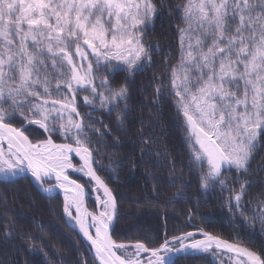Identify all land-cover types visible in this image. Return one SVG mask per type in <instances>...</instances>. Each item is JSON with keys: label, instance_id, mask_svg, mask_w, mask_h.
<instances>
[{"label": "snow or ice", "instance_id": "obj_1", "mask_svg": "<svg viewBox=\"0 0 264 264\" xmlns=\"http://www.w3.org/2000/svg\"><path fill=\"white\" fill-rule=\"evenodd\" d=\"M176 7L185 24L177 28L179 59L167 84L155 86L153 102L173 99L200 189L232 193L221 207L254 227L242 201L249 185L264 183L247 175L264 173V165L250 168L264 148V0H185ZM157 12L154 0H0V177L30 173L49 199L59 190L66 223L94 249L98 264H176L181 255L224 252L234 264H264V250L199 226L151 242L112 237L117 201L94 167L90 133L112 135L103 115L114 112L116 130H124L126 81L151 60L153 45L143 37ZM26 126L38 127L44 138L33 140ZM226 171L237 175L225 177ZM70 172L87 177L91 189ZM90 190L97 194L95 210L87 204ZM254 203L251 221L264 231V200Z\"/></svg>", "mask_w": 264, "mask_h": 264}, {"label": "trees", "instance_id": "obj_2", "mask_svg": "<svg viewBox=\"0 0 264 264\" xmlns=\"http://www.w3.org/2000/svg\"><path fill=\"white\" fill-rule=\"evenodd\" d=\"M154 2L158 12L143 37L146 45H153L151 60H145L141 70L126 81L129 111L124 130H116L114 112L112 116L103 115L104 123L112 128V135L99 138L90 133L94 159L98 162L94 167L105 178L117 201L118 214L112 237L117 242L134 243L145 238L151 242L161 239L165 233L176 235L194 231V226H199L260 253L264 250V231L258 221H251V216L256 208L254 201L264 200V183L249 185L242 201L246 205L245 216L254 227L238 212L230 215L221 205L232 193L221 192L219 187L210 191L199 187L197 172L189 165L186 131L173 99L161 97L153 102L155 86L161 82L167 84L170 66L178 62L177 28L185 26L182 10L176 7L185 0ZM122 79L123 74H118L113 85L118 87ZM26 127V134L33 140L44 138L38 127ZM74 163L78 164L79 160L74 158ZM261 165H264V148L255 153L250 168ZM70 175L91 189L86 177L73 172ZM236 175L234 171L224 173L225 177ZM247 175L254 181L264 180V173L250 170ZM227 183L239 188L234 179ZM177 192H182L183 196L176 197ZM249 200L253 203L249 204ZM87 204L90 210H95V200L88 198ZM62 205L59 194L49 199L28 176L9 181L0 179V264H97L83 237L66 223ZM190 212L196 213L191 219ZM229 256L225 252L182 255L176 259V264H230Z\"/></svg>", "mask_w": 264, "mask_h": 264}, {"label": "water", "instance_id": "obj_3", "mask_svg": "<svg viewBox=\"0 0 264 264\" xmlns=\"http://www.w3.org/2000/svg\"><path fill=\"white\" fill-rule=\"evenodd\" d=\"M77 159H78V157H76ZM79 160V159H78ZM19 176H28V177H30L33 181H34V183L36 184V186H37V188L39 189V191L43 194V192H42V189H41V187H40V185L31 177V174L30 173H20V174H18V176L17 177H19ZM16 178V177H15ZM73 178V177H72ZM0 179H3L2 177H0ZM74 179V178H73ZM89 180V179H88ZM79 182V181H78ZM80 183V182H79ZM46 186V185H45ZM57 194H59L60 196H61V198H63V196H62V193H60L59 192V190H57ZM43 195H46V194H43ZM97 194L94 192V191H89V194H88V196H87V198H92V199H95V196H96ZM116 219V218H115ZM115 219H114V222H113V225H112V229H113V226H114V223H115ZM72 228L79 234V232H78V229L77 228H75V226L73 225L72 226ZM112 229H111V233H112ZM79 235H81L82 236V234H79ZM83 237V236H82ZM200 238H202V237H198L197 239H200ZM84 239V238H83ZM224 239V238H223ZM85 240V239H84ZM226 240V239H225ZM229 241V240H228ZM85 242L87 243V245L91 248V246H90V244L85 240ZM229 242H232V241H229ZM232 243H235V242H232ZM244 246V245H243ZM246 247V246H245ZM91 252H92V255L95 257V251H94V249L93 248H91ZM227 253V252H226ZM194 254V253H193ZM230 254V253H229ZM182 256V255H181ZM95 259H96V257H95ZM96 261H97V263H98V260L96 259Z\"/></svg>", "mask_w": 264, "mask_h": 264}, {"label": "rangeland", "instance_id": "obj_4", "mask_svg": "<svg viewBox=\"0 0 264 264\" xmlns=\"http://www.w3.org/2000/svg\"><path fill=\"white\" fill-rule=\"evenodd\" d=\"M82 174V173H80ZM230 261V260H229ZM234 261H235V257H232V261H231V264H234ZM222 264V263H221Z\"/></svg>", "mask_w": 264, "mask_h": 264}, {"label": "bare ground", "instance_id": "obj_5", "mask_svg": "<svg viewBox=\"0 0 264 264\" xmlns=\"http://www.w3.org/2000/svg\"><path fill=\"white\" fill-rule=\"evenodd\" d=\"M98 264V263H97Z\"/></svg>", "mask_w": 264, "mask_h": 264}]
</instances>
